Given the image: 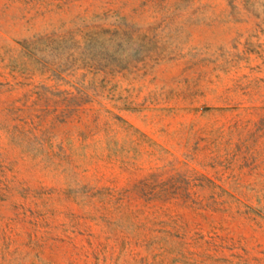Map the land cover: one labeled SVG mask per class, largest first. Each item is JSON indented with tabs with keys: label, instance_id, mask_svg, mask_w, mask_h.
Instances as JSON below:
<instances>
[{
	"label": "rangeland",
	"instance_id": "374dc122",
	"mask_svg": "<svg viewBox=\"0 0 264 264\" xmlns=\"http://www.w3.org/2000/svg\"><path fill=\"white\" fill-rule=\"evenodd\" d=\"M0 264H264V0H0Z\"/></svg>",
	"mask_w": 264,
	"mask_h": 264
}]
</instances>
